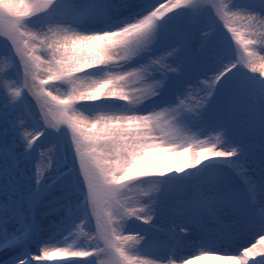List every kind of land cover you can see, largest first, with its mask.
I'll list each match as a JSON object with an SVG mask.
<instances>
[{"label":"snow or ice","instance_id":"1","mask_svg":"<svg viewBox=\"0 0 264 264\" xmlns=\"http://www.w3.org/2000/svg\"><path fill=\"white\" fill-rule=\"evenodd\" d=\"M0 47V264H264V0H0Z\"/></svg>","mask_w":264,"mask_h":264},{"label":"bare ground","instance_id":"2","mask_svg":"<svg viewBox=\"0 0 264 264\" xmlns=\"http://www.w3.org/2000/svg\"><path fill=\"white\" fill-rule=\"evenodd\" d=\"M256 50L259 51V49H256ZM261 54L264 55V53H261ZM1 61H2V59H1ZM59 91L62 93L64 90L60 89ZM38 142H40V141H38ZM52 142H53V140H50V139H47L46 141H44V143H46V144H51ZM29 168L31 170V165L29 166ZM169 218H170L169 221H168V217H167L165 220H163L161 222V224H165V225H167V227H169V223H170L171 227H176V225H178L182 222L179 218L172 217L171 215H169ZM139 223H142V221ZM144 227H147V225H144ZM247 233L249 234V232L243 233L241 235L240 239L237 238L236 240H234L231 243L230 246H226L224 248V252L222 254H224V253L235 254L242 247L251 246L252 244L257 243L260 240L259 230H255V234H253L252 237L245 238V235ZM136 234H137L136 231H131V232H128V234H126V235H136ZM233 243H234V245H233ZM236 243H237V245L235 246ZM50 246L54 247L56 245H50ZM37 247L38 246L34 245V246H32V249H34V251L36 252ZM186 251L190 255L192 253L193 249L189 247ZM148 258H151V257H148Z\"/></svg>","mask_w":264,"mask_h":264},{"label":"rangeland","instance_id":"3","mask_svg":"<svg viewBox=\"0 0 264 264\" xmlns=\"http://www.w3.org/2000/svg\"><path fill=\"white\" fill-rule=\"evenodd\" d=\"M0 51H4V49L2 48V47H0ZM239 54V53H238ZM1 59H2V61H1ZM8 67V63H7V58H5V57H0V71H4L6 68ZM31 111L33 112V113H36L37 111H38V109H37V105L35 104V103H32V105H31ZM48 139H50V140H54V137H50V138H48ZM30 172H31V170H30V168H29V174H30ZM0 199H2V198H0ZM170 220V218H169V216H168V221ZM163 227H165V228H167V225H165V224H161ZM169 226H171L170 225V223H169ZM125 234H128V232H126ZM249 234L251 235V237H252V235L253 234H255V231H250L249 232ZM248 233L245 235V238H247V237H249L250 235H249ZM240 237H241V235L238 237V239H240ZM68 242L69 243H73V241L69 238V240H68ZM76 243H79V241H76ZM235 243V242H234ZM234 243H233V245H234ZM231 244H229V245H227V246H230ZM236 246V245H235ZM32 251H33V253H35V251H34V249H32ZM87 259H90V258H87Z\"/></svg>","mask_w":264,"mask_h":264}]
</instances>
